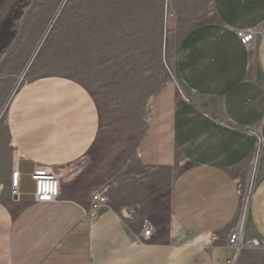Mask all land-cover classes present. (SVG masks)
<instances>
[{
  "label": "crops",
  "instance_id": "crops-1",
  "mask_svg": "<svg viewBox=\"0 0 264 264\" xmlns=\"http://www.w3.org/2000/svg\"><path fill=\"white\" fill-rule=\"evenodd\" d=\"M151 1L133 0L122 20L144 22ZM155 2L159 18H174L180 34L175 76L159 92L149 81L120 91L142 105L138 119L116 129L136 137L135 158L117 163L121 171L97 217L90 216L93 192L78 183L88 155L109 134L96 96L52 75L30 81L12 101L10 148L0 143V264H264V0ZM239 31L255 32L251 50ZM256 152L258 178L242 227L241 183ZM14 161L24 176L20 199L10 193ZM39 166L67 170L70 185L54 203L34 200L29 176ZM149 217L157 232L142 240ZM238 227L243 246H259L232 249Z\"/></svg>",
  "mask_w": 264,
  "mask_h": 264
},
{
  "label": "rangeland",
  "instance_id": "rangeland-1",
  "mask_svg": "<svg viewBox=\"0 0 264 264\" xmlns=\"http://www.w3.org/2000/svg\"><path fill=\"white\" fill-rule=\"evenodd\" d=\"M155 1L145 6L141 16L144 22L137 18L135 23L132 16L126 15V21L122 20L123 11L130 14L133 0H0V143L10 148L6 119L23 86L43 76L74 79L96 96L102 110V130H109L108 136L98 140L88 155L90 165L78 176L83 179L78 183L80 187L81 183L84 187L88 184L87 192L102 188L108 195L117 172L121 171L117 163L135 158L136 137L118 134V123L125 121L129 125L141 115V103L133 96L127 103V97L119 95L120 91L148 87L149 81L159 92L175 76V49L180 34L175 32L174 18L173 24H165L159 18L162 9ZM160 1L163 6L170 3ZM117 2H121L117 10L120 18L105 27L101 18H115L116 8L110 5ZM85 16L94 21L87 28L82 21ZM259 157L256 152L250 159L241 183L242 215L245 204L247 209L242 227L258 178ZM68 183L64 182V190L68 189ZM148 221L153 223L150 217Z\"/></svg>",
  "mask_w": 264,
  "mask_h": 264
},
{
  "label": "built area",
  "instance_id": "built-area-1",
  "mask_svg": "<svg viewBox=\"0 0 264 264\" xmlns=\"http://www.w3.org/2000/svg\"><path fill=\"white\" fill-rule=\"evenodd\" d=\"M254 31H239L238 36L241 43L248 49H252V45L255 41ZM23 174L18 169V162L14 161L12 173H11V197L20 199L22 196V182ZM29 179L33 182L34 193L33 197L36 203L51 204L58 201L62 194V187L65 182V176L60 170H56L53 167L39 166L29 176ZM242 195V192H241ZM240 195V196H241ZM108 206V195L105 189H99L91 195V218H95L99 213ZM157 232L156 226L150 222L145 221L141 226V239L149 240ZM242 229L238 227L234 230L229 237V246L236 250L241 251L244 248H254L259 246L258 242H251L247 246L242 244ZM217 241L216 236L210 238V244L213 245Z\"/></svg>",
  "mask_w": 264,
  "mask_h": 264
},
{
  "label": "bare ground",
  "instance_id": "bare-ground-1",
  "mask_svg": "<svg viewBox=\"0 0 264 264\" xmlns=\"http://www.w3.org/2000/svg\"><path fill=\"white\" fill-rule=\"evenodd\" d=\"M109 3V2H108ZM108 3H106V4H108ZM106 4H104V5H102V7L101 8H104L105 7V5ZM110 4V3H109ZM121 2H117L116 4H112V5H110V7L112 8L113 6H115V8H116V15H115V18L114 17H110V19H106V18H101V21H100V23L102 24V25H105V27H108V26H110L111 24H113V21L114 20H117V19H119L120 18V16L119 15H117V10L121 7ZM107 7H108V5H107ZM118 7V8H117ZM122 9V8H121ZM120 11H122V10H120Z\"/></svg>",
  "mask_w": 264,
  "mask_h": 264
},
{
  "label": "water",
  "instance_id": "water-1",
  "mask_svg": "<svg viewBox=\"0 0 264 264\" xmlns=\"http://www.w3.org/2000/svg\"><path fill=\"white\" fill-rule=\"evenodd\" d=\"M64 175H67V170L63 171ZM14 199H17L16 197H14Z\"/></svg>",
  "mask_w": 264,
  "mask_h": 264
}]
</instances>
